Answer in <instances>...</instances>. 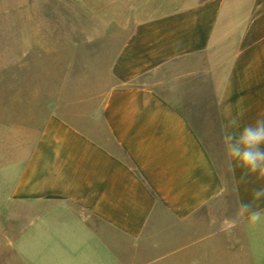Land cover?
I'll return each mask as SVG.
<instances>
[{
    "label": "crops",
    "instance_id": "crops-1",
    "mask_svg": "<svg viewBox=\"0 0 264 264\" xmlns=\"http://www.w3.org/2000/svg\"><path fill=\"white\" fill-rule=\"evenodd\" d=\"M21 6L63 62L0 98V264H264V223L231 224L264 180L221 142L264 118V0Z\"/></svg>",
    "mask_w": 264,
    "mask_h": 264
},
{
    "label": "rangeland",
    "instance_id": "rangeland-1",
    "mask_svg": "<svg viewBox=\"0 0 264 264\" xmlns=\"http://www.w3.org/2000/svg\"><path fill=\"white\" fill-rule=\"evenodd\" d=\"M23 1L25 0H0V98L15 96L17 91L29 93L38 83H49L48 79H39V77L45 76L43 73L33 80L32 76L37 73L30 72L31 68L47 67L52 61L63 62V56L38 57L32 55L33 48L41 49L48 43L47 36H19L21 29L24 28V10L21 6ZM28 1L35 4L34 10H29L30 16L33 12L35 18L40 17L36 7L39 3L52 8L49 10L54 15H64L63 0L61 2L59 0ZM40 12L41 17L48 15V13ZM54 37L58 39L57 45H63L64 36ZM74 43H79V40Z\"/></svg>",
    "mask_w": 264,
    "mask_h": 264
},
{
    "label": "clouds",
    "instance_id": "clouds-1",
    "mask_svg": "<svg viewBox=\"0 0 264 264\" xmlns=\"http://www.w3.org/2000/svg\"><path fill=\"white\" fill-rule=\"evenodd\" d=\"M240 115L228 114L227 122L221 126V142L230 168L243 170L241 181L254 175L258 181L264 180V118L254 123L240 126ZM264 186L254 188L251 199L240 202L235 216L231 219L232 226L238 221H246L250 225L264 223ZM192 264H199L193 261Z\"/></svg>",
    "mask_w": 264,
    "mask_h": 264
}]
</instances>
